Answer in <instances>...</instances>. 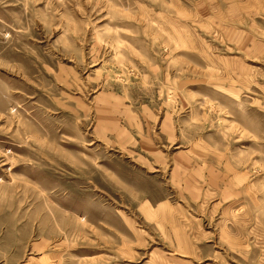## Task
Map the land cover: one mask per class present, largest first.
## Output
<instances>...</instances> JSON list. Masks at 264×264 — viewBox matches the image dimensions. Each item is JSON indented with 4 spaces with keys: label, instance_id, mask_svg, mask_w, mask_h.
<instances>
[{
    "label": "rangeland",
    "instance_id": "rangeland-1",
    "mask_svg": "<svg viewBox=\"0 0 264 264\" xmlns=\"http://www.w3.org/2000/svg\"><path fill=\"white\" fill-rule=\"evenodd\" d=\"M0 264H264V0H0Z\"/></svg>",
    "mask_w": 264,
    "mask_h": 264
}]
</instances>
